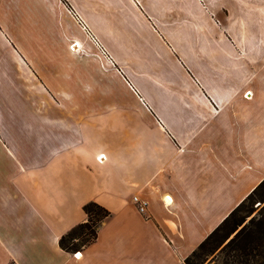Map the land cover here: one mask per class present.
Masks as SVG:
<instances>
[{"label":"crops","instance_id":"0c3cea01","mask_svg":"<svg viewBox=\"0 0 264 264\" xmlns=\"http://www.w3.org/2000/svg\"><path fill=\"white\" fill-rule=\"evenodd\" d=\"M69 4L132 30L118 85ZM263 178L264 0H0V264H180Z\"/></svg>","mask_w":264,"mask_h":264},{"label":"rangeland","instance_id":"374dc122","mask_svg":"<svg viewBox=\"0 0 264 264\" xmlns=\"http://www.w3.org/2000/svg\"><path fill=\"white\" fill-rule=\"evenodd\" d=\"M68 7L73 19L78 21L91 38L90 40L88 37V43H84L82 46L77 45L74 47L73 45L76 42H72L70 45L71 50L78 54L94 53L99 57L97 69L102 76L99 74L94 78V85L98 87L118 85L115 75L108 69L110 67L116 73L124 75L123 68L118 64H116V67L108 66L105 64V60L115 59V56H118L117 54H120L121 57H128L129 52L135 49V41L130 34L132 30L117 25L110 28L107 24L99 23V16L101 15L82 14L71 4ZM89 21L93 26L88 23ZM72 29L79 36L80 33L74 25ZM103 60L105 66L102 64ZM262 194V197L247 202L236 211L235 217L227 229L221 232V237L209 247L205 254L195 260L196 264H229L232 261L231 253L235 245L249 244L254 246L264 242V190Z\"/></svg>","mask_w":264,"mask_h":264},{"label":"trees","instance_id":"16d2710c","mask_svg":"<svg viewBox=\"0 0 264 264\" xmlns=\"http://www.w3.org/2000/svg\"><path fill=\"white\" fill-rule=\"evenodd\" d=\"M263 190L264 178L180 264H196L195 260L205 254L209 247L221 237V232L227 229L234 219L236 211L247 202L262 197ZM82 208L86 215L85 220L71 226L59 236V246L67 252L81 251L91 244L97 237L99 225L110 214L106 207L93 200L84 203ZM232 250V261L229 264H264V242L254 246L235 245Z\"/></svg>","mask_w":264,"mask_h":264},{"label":"built area","instance_id":"2783aa9c","mask_svg":"<svg viewBox=\"0 0 264 264\" xmlns=\"http://www.w3.org/2000/svg\"><path fill=\"white\" fill-rule=\"evenodd\" d=\"M85 27V26H84ZM100 156H103L104 157V155L103 154H100L99 156H97V158H98V160L99 161H101V157ZM133 200L135 201V202H139V199H138V197H136V196H134L133 197ZM137 209L139 210V211H143L144 210V203H138L137 204Z\"/></svg>","mask_w":264,"mask_h":264},{"label":"bare ground","instance_id":"6f19581e","mask_svg":"<svg viewBox=\"0 0 264 264\" xmlns=\"http://www.w3.org/2000/svg\"><path fill=\"white\" fill-rule=\"evenodd\" d=\"M73 46L75 47V46H77V45L74 44ZM73 49H75V48H73ZM100 157H101V156H100ZM102 157H103V156H102Z\"/></svg>","mask_w":264,"mask_h":264}]
</instances>
